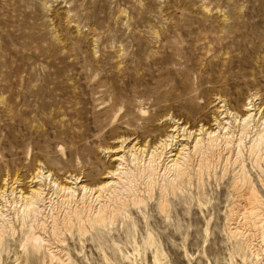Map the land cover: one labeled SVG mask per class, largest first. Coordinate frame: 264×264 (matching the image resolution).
<instances>
[{
    "label": "rangeland",
    "instance_id": "1",
    "mask_svg": "<svg viewBox=\"0 0 264 264\" xmlns=\"http://www.w3.org/2000/svg\"><path fill=\"white\" fill-rule=\"evenodd\" d=\"M0 264H264V0H0Z\"/></svg>",
    "mask_w": 264,
    "mask_h": 264
},
{
    "label": "bare ground",
    "instance_id": "2",
    "mask_svg": "<svg viewBox=\"0 0 264 264\" xmlns=\"http://www.w3.org/2000/svg\"><path fill=\"white\" fill-rule=\"evenodd\" d=\"M260 141H261V139H260ZM160 147H162V149H163V148H166V147H168V146L166 145V143H162ZM163 151H164V150H163ZM152 155H153V154H152ZM173 161H174V162H173V165H172V166H177V165L179 164V162H178L177 160H176V161L173 160ZM65 190H66V189H65ZM99 213H100V212H99ZM249 213H250V212H249ZM251 213H252V212H251ZM251 213H250V214H251ZM251 215H252V214H251ZM249 216H250V215H249ZM100 219L102 220V218H100ZM249 220H250V219H249ZM99 221H100V220H99ZM32 236H33V235H32ZM34 238H35V237H34ZM34 238H33V239H34ZM36 238H37V237H36ZM38 239H39V238H38ZM39 240H40V239H39ZM34 241H35V240H34ZM36 241H37V240H36Z\"/></svg>",
    "mask_w": 264,
    "mask_h": 264
}]
</instances>
